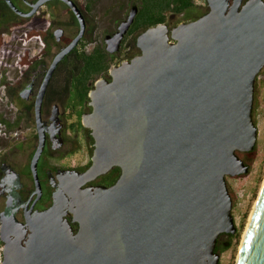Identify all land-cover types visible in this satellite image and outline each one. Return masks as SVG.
Here are the masks:
<instances>
[{
    "label": "water",
    "instance_id": "obj_1",
    "mask_svg": "<svg viewBox=\"0 0 264 264\" xmlns=\"http://www.w3.org/2000/svg\"><path fill=\"white\" fill-rule=\"evenodd\" d=\"M5 1L31 16L47 0L28 13ZM64 1L81 32L55 56L40 90L34 170L44 149L47 83L84 31L79 8ZM209 2L211 11L196 20L145 29L137 39L141 54L95 84L92 110L82 118L94 140L91 166L58 174L53 203L31 220L26 245L1 236L2 264H219L218 237L237 232L226 177L249 172L238 153L252 152L258 138L253 104L264 67V5L252 1L239 10ZM136 14L137 7L108 36L110 52ZM114 167L121 169L115 184L84 187ZM236 264H264V183Z\"/></svg>",
    "mask_w": 264,
    "mask_h": 264
},
{
    "label": "flooded vegetation",
    "instance_id": "obj_2",
    "mask_svg": "<svg viewBox=\"0 0 264 264\" xmlns=\"http://www.w3.org/2000/svg\"><path fill=\"white\" fill-rule=\"evenodd\" d=\"M12 1L19 10L28 13L39 0ZM72 1L83 16L84 31L77 45L58 63L47 83L40 111L44 149L35 170L32 161L40 142L36 102L55 56L80 34L81 22L64 0H47L31 16L19 15L6 3L5 10L9 16L16 14L19 19L15 22L30 25L28 35L36 38L42 47L37 55L32 56L28 52L21 58L22 70L12 72L9 69V103L16 107L17 114L13 118V111L9 108V123H0L6 127L4 134L9 133L0 144V226L2 224L4 227L3 235L0 230V243L3 246L5 242L1 236L6 241L20 239L26 245L31 234V220L53 203V195L60 182L59 173L64 170L83 172L91 166L94 140L82 119L84 113L92 110L89 93L99 80H111V68L141 54L137 39L145 29L152 26H147L155 18L152 9L163 5L167 7L163 11L164 22L161 23L167 24L170 30L211 11L209 0H165L166 3L163 0H121L119 10L123 16L117 20L114 29H104L98 38L95 35L98 26L93 4L98 5L105 0ZM224 1L229 9L237 4L239 10L252 1L264 5V0ZM135 7L137 14L120 48L110 52L106 39L118 31L121 22L128 19ZM169 34L171 37V32ZM23 123L27 126L25 129L33 127L35 131L25 136ZM120 175L121 169L114 167L84 187H110ZM36 182L40 184V192L37 191ZM67 218L77 232L79 224L73 221L71 214ZM237 233L238 228L235 234L221 233L216 252L221 255L220 245L229 248Z\"/></svg>",
    "mask_w": 264,
    "mask_h": 264
},
{
    "label": "rangeland",
    "instance_id": "obj_3",
    "mask_svg": "<svg viewBox=\"0 0 264 264\" xmlns=\"http://www.w3.org/2000/svg\"><path fill=\"white\" fill-rule=\"evenodd\" d=\"M120 1L105 0L104 2L102 1L103 3L98 2V5L93 4L94 18H96L95 20L98 26L95 35L98 38L104 29H114L117 20L123 16L121 10H119ZM8 27L5 33H0V82L3 78H6V81L9 82V69L12 72L22 70L24 67L21 58H24L28 52L32 56L37 55L42 47L41 44L36 42V38H30L28 35L30 25L24 22H13ZM9 108L12 109L13 114L11 116L14 118L17 114L16 107L9 103L7 88L0 83V115L8 121ZM253 120L258 128L255 149L252 152L238 153L240 158L249 165V172L237 176L228 175L226 177L228 189L233 201L232 213L238 228V233L232 240L229 248L220 245L219 252L221 255L219 264H236L249 220L264 183V67L255 83ZM26 127L23 123V128L25 129ZM20 130L21 128L17 132L20 133ZM5 131V125H0V144L2 139L6 140L7 136H9V133L4 134ZM34 131L33 127L25 129L26 133L24 135L26 136L28 133ZM2 247L3 245L0 243V264H2L3 256Z\"/></svg>",
    "mask_w": 264,
    "mask_h": 264
},
{
    "label": "trees",
    "instance_id": "obj_4",
    "mask_svg": "<svg viewBox=\"0 0 264 264\" xmlns=\"http://www.w3.org/2000/svg\"><path fill=\"white\" fill-rule=\"evenodd\" d=\"M0 2L2 3V5L0 4V8L2 10V14L0 16V33H5L6 30H8V26L12 21L15 22L17 21L19 18L16 14H14L13 16H9V12H7L5 9L7 8V4L4 0H0ZM163 3H166L165 0H163ZM168 6V5H167ZM166 6H158V7H154L152 9V14L154 15L155 18H153L149 23H147L149 25H156L158 23L164 22V16H163V11L166 9ZM0 47H1V42H0ZM2 85L6 86L7 88V94L9 95V82L6 81V78H3L1 80ZM8 121L2 117V115H0V123H4L6 124ZM9 123V122H8Z\"/></svg>",
    "mask_w": 264,
    "mask_h": 264
},
{
    "label": "built area",
    "instance_id": "obj_5",
    "mask_svg": "<svg viewBox=\"0 0 264 264\" xmlns=\"http://www.w3.org/2000/svg\"><path fill=\"white\" fill-rule=\"evenodd\" d=\"M0 257H1V254H0Z\"/></svg>",
    "mask_w": 264,
    "mask_h": 264
},
{
    "label": "bare ground",
    "instance_id": "obj_6",
    "mask_svg": "<svg viewBox=\"0 0 264 264\" xmlns=\"http://www.w3.org/2000/svg\"><path fill=\"white\" fill-rule=\"evenodd\" d=\"M245 234H246V232H245Z\"/></svg>",
    "mask_w": 264,
    "mask_h": 264
}]
</instances>
